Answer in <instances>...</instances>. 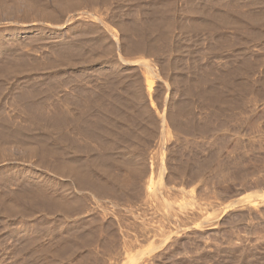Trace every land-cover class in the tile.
<instances>
[{
    "label": "rangeland",
    "instance_id": "rangeland-1",
    "mask_svg": "<svg viewBox=\"0 0 264 264\" xmlns=\"http://www.w3.org/2000/svg\"><path fill=\"white\" fill-rule=\"evenodd\" d=\"M0 264H264V0H0Z\"/></svg>",
    "mask_w": 264,
    "mask_h": 264
}]
</instances>
